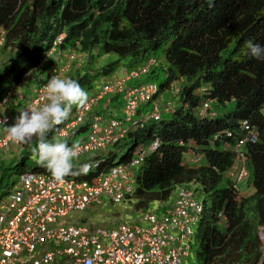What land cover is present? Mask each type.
I'll use <instances>...</instances> for the list:
<instances>
[{"label": "trees", "instance_id": "16d2710c", "mask_svg": "<svg viewBox=\"0 0 264 264\" xmlns=\"http://www.w3.org/2000/svg\"><path fill=\"white\" fill-rule=\"evenodd\" d=\"M0 30L4 36L0 103L5 99L10 114L24 104L16 97L24 77L33 72L32 95L59 52L85 54L83 70L69 78L88 95L102 77L116 72L121 58L128 59L125 68L154 59L144 79L158 80L159 93L183 79L177 106L169 115L131 131L99 167L76 177L86 179L117 161H127L138 144L148 146L158 139V147L137 170L135 187L127 197L133 211L146 212L158 202L154 212L161 214L174 203L178 189L190 187L205 204L194 234L197 264H264L260 238L264 233V59L251 57L246 46L249 40L264 45V0H0ZM57 36L62 39L59 51L50 53ZM105 55L116 58L94 66ZM158 72L164 76L159 78ZM209 97L212 106L222 110L199 117L197 109ZM120 103L119 95H113L110 105L95 107L92 114H109ZM225 103L230 107L225 109ZM243 120L258 132L257 139L243 147L248 193H238L224 178L234 162L231 146L243 134ZM88 126L87 119L76 133L86 132ZM189 141L201 156L200 166L183 163ZM32 142L35 147L36 140ZM127 143V150L117 158ZM31 153L28 149L13 167L4 168L0 187L11 169L14 185L26 172L50 174L36 162L27 163ZM6 193L7 189L0 193V201Z\"/></svg>", "mask_w": 264, "mask_h": 264}, {"label": "built area", "instance_id": "2783aa9c", "mask_svg": "<svg viewBox=\"0 0 264 264\" xmlns=\"http://www.w3.org/2000/svg\"><path fill=\"white\" fill-rule=\"evenodd\" d=\"M3 40V31H0V45ZM61 41L57 36L53 48ZM75 57L74 50L67 51L62 62L52 64L45 81L15 114L0 110V121H3L0 122V150L20 144L9 139L5 127L12 126L27 106L40 107L46 103L44 86L53 75L63 78ZM152 62L102 78L97 89L88 95L87 105L73 106L69 118L57 128L58 141L70 140V146L78 145L79 158H84L82 163H91V170L104 160V157H96L99 153H107L130 131L149 119H159L163 112L171 109L169 101L161 104L155 98L156 83L129 84L145 74ZM113 95L120 96L126 117L91 114L99 103L108 104ZM143 104H150V109L137 116ZM208 107V103H203L199 114L203 115ZM87 119L89 126L81 137L76 131ZM243 130L244 136L233 146L236 153V165L231 171L234 187L247 176L242 146L256 140V134L246 121H243ZM158 145V139L148 146L138 144L127 161L101 169L89 179L68 176L63 182H57L51 174H22L17 187L0 202V264H181L182 257L191 249L193 227L202 210V203L186 188L178 190L173 206L165 213L145 212L139 223L121 222L112 228H90L70 220L72 213L99 203L102 197L120 202L130 195L135 187L136 170ZM199 159L191 152L186 161L194 163Z\"/></svg>", "mask_w": 264, "mask_h": 264}, {"label": "clouds", "instance_id": "9594fccd", "mask_svg": "<svg viewBox=\"0 0 264 264\" xmlns=\"http://www.w3.org/2000/svg\"><path fill=\"white\" fill-rule=\"evenodd\" d=\"M3 39H4V36H3ZM246 46H247L249 55L251 57H253V58L257 59V60L264 59V45H260L258 43H253L251 40H249V41L246 42ZM57 50L59 51L58 47L57 48H52V50H51L52 52L50 51V53L56 52ZM75 52H76V57H75V59L72 62H74L76 60V58H77V51H75ZM64 54H66V52H63V53H60L59 52V55H56V62H54V63L62 62L63 61V55ZM150 60H153V62L149 66V68L154 64V59H149V61ZM71 63H70V65H71ZM135 68H137V67H135ZM69 69H70V66H69ZM69 69H68L67 72H69ZM125 69H129V68H125ZM146 73L140 75V77L137 78V79H133V80L129 81V84L136 85V84H141V83H145V82H154L158 86V83L155 80H144V77H145ZM67 74L68 73H66L65 75H67ZM120 74H117L115 72L112 75H120ZM64 77L61 78V76L53 75L48 80V83L44 86L45 100L47 102L44 103L40 107L27 106L24 110H21L20 111L19 116L16 118L15 123L12 126L5 127V130L7 132V135L9 137V139L12 142H14V143L29 144L31 141H33V139L36 140V142H37L36 143V146L32 149L33 159L41 167L47 169L50 172L51 176L54 178V180L57 181V182H63L64 181V178L65 177H68V176L86 175L91 170V168H92V164L91 163H82V161L84 160V158H79L80 150H79V146L78 145H71L70 146L68 143L63 142V141H53V142H50L49 139H48L49 134L57 126L63 124L69 118L73 106H77V107H80V108L85 107L87 105V103H88V100H89L88 93L81 87V85L78 83V81H76V80H74L72 78H64ZM105 77H107V76H105ZM102 78H104V77H102ZM101 79L98 82L99 84H100ZM132 81H134V83H131ZM99 84H98V86H99ZM174 84H177V83L176 82H172V83L169 84V86L171 87L170 89H171V91L173 93V96H177L178 93L181 91V88H178V86H174ZM169 86H168V88L166 90L169 89ZM176 88L178 89V91H175ZM205 92L208 93L206 90H205ZM32 95H30V97H32ZM160 95L162 96L163 95V92L162 93H159V86H158V91H157V93L155 95V98H157L161 104H164V103H166V102L169 101L172 105H171V109L168 112H163L161 114L160 118L157 119V120H160L163 116L169 115L175 109V105H174L173 100H168L166 102L161 101L160 100ZM30 97L24 102V104L30 99ZM208 99H209L208 101H204L203 103H208L209 104V107L205 109V113L203 115L199 114V117L204 118L206 116L207 117L214 116L215 111H214L213 114H211L209 112L211 110V108H212V103H213L212 101L213 100L210 97ZM120 101H121V103H120L121 104V107L120 108H122L123 103H122L121 98H120ZM110 102H111V99H110ZM110 102L108 104H106V105H103V102H101L99 104H102V108H105L106 106L110 105ZM203 103L198 107V109H197L198 113H200L199 111H200V108L203 106ZM145 105H146V111H144V109H143V107ZM97 106H96V108H97ZM176 106H177V103H176ZM93 109H92V111H93ZM114 109H116V108H113V110ZM149 109H150V104H143L138 109L137 116H140V115L148 112ZM113 110L109 114H106V115L101 114V115H103L105 117L106 116H114ZM91 114H92V112H91ZM165 114H167V115H165ZM149 120H154V119H149ZM243 121H246L247 122V124L250 127V129L256 134V139H257V135H258L257 131L248 123L247 120H243ZM243 121H242V131H243V134L239 138H241L242 136H244V133H245L244 130H243ZM0 122H3V121H0ZM138 127H140V126H138ZM84 133H80L81 137H84ZM122 140H120V141H122ZM237 140H236V142H237ZM248 142H250V141H248ZM235 143L231 146V149L233 151H234L233 146L235 145ZM181 144H183V143H181ZM115 146L111 147L107 151V153H105V154L99 153V155H97L96 157H99L100 156V157H104L105 158V156ZM243 147H244V145L242 146V150H243L244 155H245V158H246L247 176L243 180H241L240 182L236 183V186L235 187L233 186L234 185V180H233V178L231 176V171L234 168V166L236 165V153H235V158H234V162H233L232 166L225 172V173L228 174V179H229V181H230L233 189L236 190L238 193H239V191H241V186L244 183H246V181H247V179L249 177V171H248V167H247V156L245 154V151H244ZM191 152H194L197 156H199L198 153L196 152V147H194L192 145V142L189 141L186 144V148L184 150L183 163L186 164L187 166H197L198 164H201V156H199L200 159L197 162H194L193 163V162H187L186 161L188 159V157H189V155H190ZM137 170H136V172H137ZM136 172H135V174H136ZM91 176H93V174L90 175L86 179H89ZM19 180H20V177H19ZM19 180H18V183H19ZM181 188H186L189 191H191L192 196L196 200H199L202 203V210H201V212L198 215V219H199V216L201 215V213L203 212V210L205 208L204 202L202 201L201 198H199V196L196 195L195 191L192 188H190V187H181ZM177 192H176L175 197H174V202H175V199H176ZM8 193H6V195ZM6 195H5V197H6ZM130 195H128V196H130ZM128 196H126L124 199H126ZM102 198L100 199V201H102ZM122 201H120V202H122ZM114 203H117V202H114ZM173 204L171 205V207L173 206ZM83 210H81V211H83ZM146 212L156 213L154 211H149V210L146 211ZM165 212H163V213H165ZM144 213L145 212H143V214ZM163 213H161V214H163ZM156 214H158V213H156ZM158 215H160V214H158ZM140 218H139V221L138 222H135V223H139L140 222ZM198 219H197V221H196V223L194 225L195 227H193V236H192V239L194 238L195 228H196ZM131 224H133V223H131ZM191 246H192V243H191Z\"/></svg>", "mask_w": 264, "mask_h": 264}, {"label": "rangeland", "instance_id": "374dc122", "mask_svg": "<svg viewBox=\"0 0 264 264\" xmlns=\"http://www.w3.org/2000/svg\"><path fill=\"white\" fill-rule=\"evenodd\" d=\"M2 45H0V48L2 47ZM3 57H4V54L1 55V50H0V63L4 59ZM115 58H116L115 55H105L102 58L98 59V61L95 62L94 66H98L100 63H103V61L107 62V61L113 60ZM85 62H86L85 54L79 53L76 60L71 63L69 72H67L68 74L65 75L64 78H69V76L70 77L73 76L77 70L82 71L84 68L83 65L85 64ZM127 62H128L127 58H121L120 59V64L116 69L117 74H120L125 69V65L127 64ZM32 74H33V72L26 75L24 77L22 84L19 85L17 88L16 97L21 101L25 102L30 97V94L33 92V90L35 88V84L32 83V80H31V78L33 76ZM157 76L159 78H162L164 76V74L161 72H158ZM172 82H176L177 84H174V86H178V88H181V85L183 84V79L177 80V81H172ZM170 88L171 87L169 86V89L165 90L163 92L162 96L160 95V100L164 101V102H166L168 100H173L174 105L176 106L177 97L173 96V93H172ZM6 102L9 103L10 99H7ZM224 106H225V109L227 107H230L229 103H225ZM6 107L7 106H5L4 102H1L0 110L2 112L4 111V113H6V112L8 113V111L5 110ZM98 108H102V104H99L96 109H98ZM220 110H222L221 107L215 108L214 106H212V108L209 112L211 114H213L214 111H215V113H217ZM113 114L117 118H123V117L127 116L125 114L123 108L114 109ZM165 115H167V114H165ZM48 139H49V141L52 140L50 142L58 141L55 134L53 137L50 135L48 137ZM75 140L78 141V138H76ZM129 145H130V143H127V144H124L122 146L121 150L118 152L117 158H119L122 154H124V152L127 150ZM33 148H34V143L32 142L29 144L12 145V146L6 147L4 149H1L0 150V175H1V173L5 167H9V166L13 167V164L20 158V156L25 151H27L28 149L32 150ZM34 162H36V161L33 159V156H31L29 159H27V163H29V164H34ZM200 165L201 164H198L197 166H200ZM13 178H14V169H11V172L9 173V175L7 177H5V180L2 183L3 184L2 187H0V193L3 192L5 189H7L8 192H11L17 187L16 185L18 184V181H16V183L14 185L12 183ZM224 178L228 179L227 173L224 174ZM250 191H251V187L246 186V183H244L241 186V191H239V193H248ZM159 206H160V204L158 202H152L150 204L148 210L149 211H155L157 209V207H159ZM133 209H134V206H133V202L131 199L126 198L122 202L114 203L110 199L108 200L107 198L103 197L102 201H100V203L91 204L86 209H84L83 211H78V212L71 214L70 220L73 222L84 223V224L88 225L90 228H96V227H101V226L111 228V227H113V226H115L121 222L134 224L135 222L139 221V218L141 217V215L143 214L144 211L138 210L135 212V211H133ZM260 235H261L260 238L264 244V233H262ZM191 243H192V246H191V249L189 251V254H188V256L182 257L181 264H197V262H198V254H197L198 253V247L194 241V238L192 239ZM263 248H264V245H263Z\"/></svg>", "mask_w": 264, "mask_h": 264}]
</instances>
